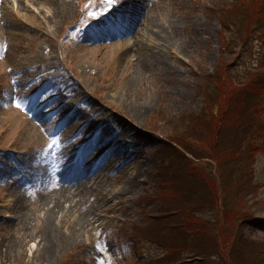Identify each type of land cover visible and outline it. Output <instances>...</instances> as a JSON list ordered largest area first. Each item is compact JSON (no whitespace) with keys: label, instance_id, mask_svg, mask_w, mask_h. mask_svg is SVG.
I'll return each mask as SVG.
<instances>
[{"label":"rangeland","instance_id":"1","mask_svg":"<svg viewBox=\"0 0 264 264\" xmlns=\"http://www.w3.org/2000/svg\"><path fill=\"white\" fill-rule=\"evenodd\" d=\"M52 2L0 0V264H264V94L257 102L239 91L225 101L228 114L205 113L199 93L204 86L220 100L223 67L247 57L258 65L251 80L264 81V2ZM236 10L255 27L252 49L240 55L221 27ZM161 23L166 37H153ZM147 51L169 72L151 62L134 75ZM113 136L86 173L81 203L56 219L76 232L66 245L41 241V192L56 162L65 173L81 158L76 165L87 169V155ZM83 213L88 221L74 227ZM189 219L205 225L193 231ZM190 229L205 247L187 240Z\"/></svg>","mask_w":264,"mask_h":264},{"label":"bare ground","instance_id":"2","mask_svg":"<svg viewBox=\"0 0 264 264\" xmlns=\"http://www.w3.org/2000/svg\"><path fill=\"white\" fill-rule=\"evenodd\" d=\"M54 2H52V0H48V4H53ZM157 25V24H156ZM154 24V26H156ZM157 27H159V30H156L154 33L152 32L151 29V33L155 36H159V38L161 37H166V34L163 30L162 23L161 25H157ZM151 34V37H152ZM152 37V38H153ZM168 41L172 42V39L170 38ZM152 60V61H151ZM162 56L159 54V52H144L141 56H139V59L136 63V66L134 67V75L139 76L142 75L146 70V66L147 63H154L156 65H159V69L160 71H164V72H169L167 65L162 63ZM162 64V65H160ZM133 75V76H134ZM132 76V77H133ZM133 81V78L131 79ZM128 80L126 87L130 88L132 87V81ZM115 140V137L113 136L112 138H105L103 137V139L101 140L100 144H105L103 149L101 147H99V145H97V147H99L96 150V153L94 154L93 152H90L87 156L89 158L88 163L86 164L87 169L84 170H78L75 172V174L72 175H68L64 173V169L61 167V165L56 162L55 164V168H53L54 172V179L52 180V182L45 186V192L42 190V196H41V200H43L44 205H47V208L45 209V217H46V222L44 223V228L45 226H47V229L50 230L48 231L49 234L51 236H49V234H45V230L44 228L41 231H38V236L40 235H44V237L42 238L41 241L43 240H55L60 242L61 246L65 243V245L67 244L68 241V236L72 235L76 232H74V230L72 231V234H67L65 232H63L62 230H60V222H57V218L59 217L60 212L61 211H68V210H72V209H76L79 205V203H81L82 200V196L84 194V191L86 190V186L89 182L90 179L86 178V173L88 172V170L90 168L93 167V165L97 164L99 162H101L100 160V154L101 152L105 149V147H107V150L109 148V146H107L108 144L113 143ZM117 144V142L119 141H115ZM113 155V153H112ZM113 160V159H112ZM130 165V164H129ZM129 167V166H128ZM101 168V167H99ZM98 168V170H99ZM107 168V167H106ZM105 168V170H106ZM95 171H97V169L95 168V170L93 171L95 173ZM137 175L134 174V179L129 180L126 182V185L131 187V189H133L137 183ZM67 204V205H66ZM78 222L74 224V227H78L81 228L82 226H84V223L86 221H88L87 219V214L83 213L81 215H79V218L77 220ZM71 237V236H70ZM47 243L49 244L50 241H47ZM13 245L12 242H10V247ZM9 247V248H10ZM51 254L46 251L45 255L43 256V258H51Z\"/></svg>","mask_w":264,"mask_h":264},{"label":"trees","instance_id":"3","mask_svg":"<svg viewBox=\"0 0 264 264\" xmlns=\"http://www.w3.org/2000/svg\"><path fill=\"white\" fill-rule=\"evenodd\" d=\"M261 1L264 2V0H261ZM260 10L263 12L264 8H262ZM220 11L222 12V9ZM245 18H246L245 13H241L240 11L236 10V13L231 18H228L227 21L225 19H223L221 21V27L224 30V44L226 46H228V45L230 46V45L234 44V42H233L234 38L237 39L236 42L240 43V45H238V50H237L238 54L237 55H240L241 52H243V53L246 51L250 52V49H252V39L251 38L253 37L252 34L255 32V27L248 29V27L246 25L247 21ZM230 19L233 20V22L229 23ZM221 54L224 57H226V51H224L223 48L221 49ZM250 62H251L250 57H247V58H244V60L242 61L241 67H237L236 65L233 66V64H231L233 62L230 63L229 61H228V63L225 64V67H223L224 70H222V74L219 76V80H220L219 82H221L222 88H223V91L220 93V96H221L220 100L215 101V99L210 97V94L208 93L207 88H205L204 86L200 87L199 93L201 94V96H203L202 98H203L204 112L205 113L213 112V111H214L213 113H216V110L223 109L228 114H231L233 111L231 110L230 106H227L225 104V101L226 100L235 101L236 100L235 97L239 94V91H241L242 98L247 95L250 98L258 99L257 102L260 100V96L262 94H264V81L258 80V84H256L253 80H251V78L254 75V72H256V69H258V65H257V67H255ZM261 64H263V61L261 62ZM211 82L213 84V87L217 86L218 89H220L221 86L218 83H216V81L214 79L211 80ZM225 87H228V88L231 87L232 93H230L228 95L227 91H225ZM247 92H248V94H247ZM253 112H255V111H253ZM256 113H257V117H258V112L256 111ZM248 115H249V113H248ZM198 117H195V118L190 117V119L194 120ZM170 125H171V127H173L172 121H170ZM214 130L216 131V123L214 126ZM215 134L216 133H214V135ZM211 141H213V140H211ZM188 161H189V159H188ZM200 175L203 177L204 171H202L200 173ZM185 223L188 227H191V229H193L194 225H205L204 222H198V221L190 220V219H189V221H185L184 224ZM161 225H162V227L160 229H166V228H164L166 224L165 225L161 224ZM178 225L180 227L184 226L182 224V221L179 222L178 224L169 223L166 226H173L172 227L173 230H176V229L178 230V228H179ZM213 227H214V225H213ZM191 229L188 232L189 239H187V240H191V241L195 242V244H197V246L200 245L199 247H205L206 243L202 240V235L201 234L199 235L198 233H196V235L194 233L190 234ZM153 230H155V229L151 228L149 230H143V231L144 232H147V231L152 232ZM193 231H195V230L193 229ZM146 238L148 239L149 237H146ZM157 238L160 239L159 235L157 237L155 235L153 239L150 237L149 240L150 241H152L154 239L157 240ZM173 254H174V251H173ZM167 255L169 256V254H167ZM235 257L237 258V260H240L238 256L235 255ZM229 258H230V256H229ZM153 261H151L150 264H153L154 263ZM158 263H155V264H158ZM166 264H170V263H166ZM218 264H220V263L218 262ZM230 264H239V263L235 260L232 261V259L230 258Z\"/></svg>","mask_w":264,"mask_h":264},{"label":"snow or ice","instance_id":"4","mask_svg":"<svg viewBox=\"0 0 264 264\" xmlns=\"http://www.w3.org/2000/svg\"><path fill=\"white\" fill-rule=\"evenodd\" d=\"M113 2H114V0H109V2H108V7H111ZM17 106H20V103H19V102H17ZM52 143L55 144L56 141L53 140ZM49 146H51V145H49ZM96 247H97V248H100V245L97 244ZM100 250L103 251V249H100Z\"/></svg>","mask_w":264,"mask_h":264}]
</instances>
